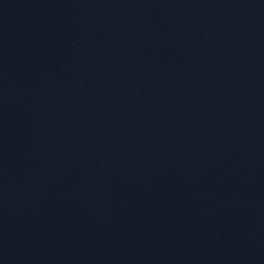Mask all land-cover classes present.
<instances>
[{"label":"water","instance_id":"water-1","mask_svg":"<svg viewBox=\"0 0 264 264\" xmlns=\"http://www.w3.org/2000/svg\"><path fill=\"white\" fill-rule=\"evenodd\" d=\"M0 264H264V0H0Z\"/></svg>","mask_w":264,"mask_h":264}]
</instances>
